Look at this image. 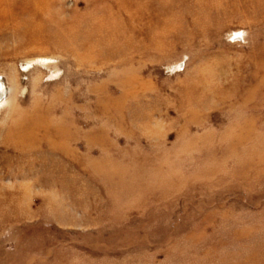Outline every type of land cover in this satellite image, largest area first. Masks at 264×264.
Listing matches in <instances>:
<instances>
[{"label": "rangeland", "instance_id": "1", "mask_svg": "<svg viewBox=\"0 0 264 264\" xmlns=\"http://www.w3.org/2000/svg\"><path fill=\"white\" fill-rule=\"evenodd\" d=\"M0 3V264H264V0Z\"/></svg>", "mask_w": 264, "mask_h": 264}, {"label": "bare ground", "instance_id": "2", "mask_svg": "<svg viewBox=\"0 0 264 264\" xmlns=\"http://www.w3.org/2000/svg\"><path fill=\"white\" fill-rule=\"evenodd\" d=\"M1 4V3H0ZM2 6V5H1ZM30 66H28L27 67V69L29 68ZM5 94H6V88H5V86H4V83L2 82V81H0V102H2V99L4 98V96H5ZM41 113V112H40ZM32 114V113H31ZM44 114V113H43ZM28 115V114H27ZM32 116V115H31ZM25 117V116H24ZM42 117H44L43 115H42ZM27 118V117H26ZM39 119H41V118H39ZM37 121V120H36ZM46 121V120H45ZM21 124H22V126L25 128V130H24V132H21V133H19L18 132V134H16V138H18L19 139V141H20V143H24V146L26 147V146H29V144H31V143H34L35 141H36V135H35V133H36V131H39V130H42L43 129V132H44V138H45V140H49L50 139V136L51 135H58L59 134V132H58V130H60V128L59 127H55V129H53V131L54 132H51L50 131V129H48L47 127H44V126H42V125H39V124H36V122H34L33 120H32V118L30 119V120H28V118L27 119H24V120H22L21 121ZM22 126H21V129H22ZM47 131H50V134H47ZM53 133H55V134H53ZM56 135V136H57ZM61 135V134H60ZM5 136V135H4ZM7 136H9L10 137V139H9V142L10 141H12V144H13V142H15L14 141V125L12 126V125H10V127H9V129H8V131H7ZM59 137V136H58ZM61 137H63V136H61ZM5 138V137H4ZM8 138V137H7ZM57 138V137H56ZM63 139H64V137H63ZM62 140V139H61ZM5 141V140H4ZM19 141H17V142H19ZM49 142V141H48ZM15 144V143H14ZM51 144V143H50ZM56 144L54 143V145L53 146H55ZM20 146V145H19ZM23 146V147H24ZM53 146H51V147H53ZM57 146V145H56ZM22 149V148H21ZM24 150V149H23Z\"/></svg>", "mask_w": 264, "mask_h": 264}, {"label": "water", "instance_id": "3", "mask_svg": "<svg viewBox=\"0 0 264 264\" xmlns=\"http://www.w3.org/2000/svg\"><path fill=\"white\" fill-rule=\"evenodd\" d=\"M239 39H241V38H239ZM182 66V65H181Z\"/></svg>", "mask_w": 264, "mask_h": 264}]
</instances>
